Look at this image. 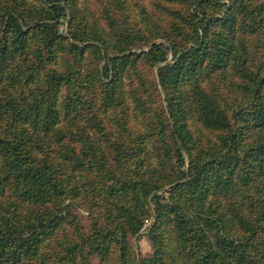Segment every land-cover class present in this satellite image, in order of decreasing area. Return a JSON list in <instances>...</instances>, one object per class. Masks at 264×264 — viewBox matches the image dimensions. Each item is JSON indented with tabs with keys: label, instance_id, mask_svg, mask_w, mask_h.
Wrapping results in <instances>:
<instances>
[{
	"label": "trees",
	"instance_id": "obj_1",
	"mask_svg": "<svg viewBox=\"0 0 264 264\" xmlns=\"http://www.w3.org/2000/svg\"><path fill=\"white\" fill-rule=\"evenodd\" d=\"M0 264H264V0H0Z\"/></svg>",
	"mask_w": 264,
	"mask_h": 264
},
{
	"label": "rangeland",
	"instance_id": "obj_2",
	"mask_svg": "<svg viewBox=\"0 0 264 264\" xmlns=\"http://www.w3.org/2000/svg\"><path fill=\"white\" fill-rule=\"evenodd\" d=\"M148 48H143V49H134V51L136 52H141L143 50H147ZM170 60L172 59V55L169 58ZM142 68H144V66H142ZM79 212L81 213V216L83 217V219L85 221L88 220V214L86 212H84L83 210H79ZM153 221H149L147 223V225L143 228V230L139 233L140 236L138 239H136V237H134L132 239L133 241V245L135 247V251H136V255L138 258L141 257H146L148 255H150L152 253V247H151V243L150 240L148 238V236L146 235L147 230L146 228L148 227V225H150ZM143 232V233H142ZM142 233V234H141Z\"/></svg>",
	"mask_w": 264,
	"mask_h": 264
}]
</instances>
